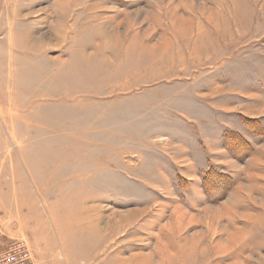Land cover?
I'll return each instance as SVG.
<instances>
[{
    "label": "rangeland",
    "instance_id": "rangeland-1",
    "mask_svg": "<svg viewBox=\"0 0 264 264\" xmlns=\"http://www.w3.org/2000/svg\"><path fill=\"white\" fill-rule=\"evenodd\" d=\"M0 229L34 264H264V0H0Z\"/></svg>",
    "mask_w": 264,
    "mask_h": 264
},
{
    "label": "built area",
    "instance_id": "built-area-1",
    "mask_svg": "<svg viewBox=\"0 0 264 264\" xmlns=\"http://www.w3.org/2000/svg\"><path fill=\"white\" fill-rule=\"evenodd\" d=\"M0 264H34L26 243L19 239L5 240L1 229Z\"/></svg>",
    "mask_w": 264,
    "mask_h": 264
},
{
    "label": "bare ground",
    "instance_id": "bare-ground-1",
    "mask_svg": "<svg viewBox=\"0 0 264 264\" xmlns=\"http://www.w3.org/2000/svg\"><path fill=\"white\" fill-rule=\"evenodd\" d=\"M85 209H87V208H85ZM83 210V212H85L86 210ZM89 209H91L90 211H86V213H91V211L92 210H96V209H98L96 206H95V204H92L91 205V207L89 208ZM85 213V214H86ZM88 213V214H89ZM84 214V215H85ZM82 217V216H81ZM87 216H85V218H86ZM90 218V216L88 217V219H86L85 220V222H82V221H79L78 219H76L74 216L73 217H70V219H67V224L69 225L68 226V230H66V231H64V233L63 234H65L64 235V237L66 236L68 239H70V238H76V237H79V236H81V234H89L88 235V238H93V237H99V236H96V231L95 230H97L96 229V226L94 225V223H93V219H89ZM81 222V223H80ZM71 223H73L74 225L73 226H71ZM63 224H65V223H63ZM99 233V232H98ZM79 235V236H78ZM102 236V235H101ZM65 237V238H66ZM106 239V238H105ZM104 239V240H105ZM67 240V239H66ZM103 240V241H104ZM85 241V240H84ZM103 241H101V239H100V237H99V239L97 238V242H96V246L94 247V249H97V247L98 248H100V247H102V243H103ZM86 242V241H85ZM91 247H93V246H91ZM90 247V248H91ZM63 256V255H62ZM64 258H65V256H64ZM134 258H138V257H134ZM146 259V258H145ZM145 259H143V260H141V263H148V261L147 260H145ZM146 261V262H145ZM128 262V261H127ZM126 261H118L117 262V264H128Z\"/></svg>",
    "mask_w": 264,
    "mask_h": 264
},
{
    "label": "trees",
    "instance_id": "trees-1",
    "mask_svg": "<svg viewBox=\"0 0 264 264\" xmlns=\"http://www.w3.org/2000/svg\"><path fill=\"white\" fill-rule=\"evenodd\" d=\"M208 197V196H207Z\"/></svg>",
    "mask_w": 264,
    "mask_h": 264
}]
</instances>
